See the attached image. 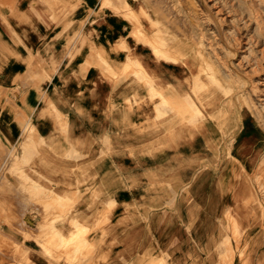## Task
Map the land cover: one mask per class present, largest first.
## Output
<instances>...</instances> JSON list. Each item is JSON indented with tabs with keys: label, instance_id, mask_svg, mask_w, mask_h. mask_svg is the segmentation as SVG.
<instances>
[{
	"label": "crops",
	"instance_id": "0c3cea01",
	"mask_svg": "<svg viewBox=\"0 0 264 264\" xmlns=\"http://www.w3.org/2000/svg\"><path fill=\"white\" fill-rule=\"evenodd\" d=\"M108 2L65 18L0 0V227H34L17 235L29 264H264L260 128L225 124V154L218 115H173L192 96L189 68L155 52L153 28L135 31L125 0ZM55 216L61 240L88 231L71 260L40 243L58 237L36 228Z\"/></svg>",
	"mask_w": 264,
	"mask_h": 264
},
{
	"label": "rangeland",
	"instance_id": "374dc122",
	"mask_svg": "<svg viewBox=\"0 0 264 264\" xmlns=\"http://www.w3.org/2000/svg\"><path fill=\"white\" fill-rule=\"evenodd\" d=\"M41 1L65 18L82 4V0ZM108 5V0H103L102 6ZM123 15L137 26L138 33L142 26L153 28L151 41L166 54L170 53L173 61L189 68L194 83L192 96L183 99L187 109L178 111L177 116L193 121L207 117L214 119L218 115L221 137L229 138L225 142V154L229 153V142L236 129L222 127L231 121L239 123L240 113L245 112L246 117L257 124L264 138V0H125ZM258 165L253 175L260 189L264 190V157ZM14 172L23 176L21 187L26 191L24 175L18 169ZM56 203L61 202H51ZM51 209L55 210L44 207L45 211ZM60 217L55 216L46 227L38 225L36 228L40 232L49 228L58 236L56 223ZM18 223L21 224L7 230L0 227V264H29L17 235L30 238L35 229L23 220ZM87 232L82 228L80 234L68 240L54 236L44 240L48 245L55 242L57 247L61 245L65 250L74 248L77 251L86 247L84 238ZM66 255L70 257V251H66ZM84 258L80 254L73 255L74 260Z\"/></svg>",
	"mask_w": 264,
	"mask_h": 264
},
{
	"label": "bare ground",
	"instance_id": "6f19581e",
	"mask_svg": "<svg viewBox=\"0 0 264 264\" xmlns=\"http://www.w3.org/2000/svg\"><path fill=\"white\" fill-rule=\"evenodd\" d=\"M217 11H215V13H216ZM130 22H132V21H130ZM133 30V29H132ZM139 30V29H138ZM135 31H137V30H135ZM140 33H141V31H140ZM199 33V32H198ZM180 34V33H179ZM199 36H202V35H199ZM199 36H198V38H199ZM200 39V38H199ZM197 41V40H196ZM209 42V41H208ZM214 43V42H213ZM216 43V42H215ZM153 44H154V48H155V52L156 53H162V54H165V53H163V52H161V50H160V48L153 42ZM202 46H203V44H202ZM205 47H207V46H205ZM216 51V50H215ZM208 53V52H207ZM198 55L200 54V53H197ZM206 54V53H205ZM201 55V54H200ZM214 57H215V54H214V56H213V59H214ZM175 59V58H174ZM216 59V58H215ZM221 61V60H220ZM220 63V62H219ZM221 64V63H220ZM222 65V64H221ZM225 66H226V64H225ZM228 68V67H227ZM191 82H193L192 80H191ZM146 83V82H145ZM192 86V85H191ZM162 91V90H161ZM191 96V93H188L187 94V97H190ZM166 99V98H165ZM172 99V98H171ZM177 99V98H176ZM168 100H170V99H168ZM171 101V100H170ZM174 101V100H173ZM164 102H165V100H164ZM169 103V102H168ZM167 102L165 103V105H167L168 104ZM172 103H170V105H171ZM177 104H178V101H177ZM179 104H180V102H179ZM183 104V103H182ZM178 106V105H177ZM176 105H175V107H177ZM180 106V105H179ZM185 108V107H184ZM178 109H181V108H178ZM187 109V108H186ZM177 114H178V112H177ZM191 115V114H190ZM240 115H241V119L239 120V122H246V121H251L250 120V118H248V117H246V113L245 112H243V113H240ZM263 139V138H262ZM237 161V160H236ZM18 220H20V219H18ZM20 225L21 223H17V225ZM23 224V223H22ZM16 225V224H15ZM18 225V226H19ZM22 227V226H21ZM38 231V230H37ZM82 232V228H79V229H77V231L76 232H73L71 235H70V237L71 236H74V235H76V234H80ZM88 233V232H87ZM56 234H58V233H56ZM69 237V238H70ZM58 238H60V239H63V237L60 235V234H58ZM45 239V238H44ZM43 240V239H42ZM41 240V241H42ZM56 241V240H55ZM41 244L43 243V245L45 246V245H48L47 243L48 242H46L45 240H43V242H40ZM68 251V250H67ZM65 252H66V250H65ZM62 255H64V254H62ZM65 256V255H64ZM2 257V256H1Z\"/></svg>",
	"mask_w": 264,
	"mask_h": 264
}]
</instances>
